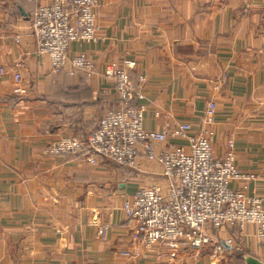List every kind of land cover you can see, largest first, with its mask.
<instances>
[{"label": "crops", "instance_id": "0c3cea01", "mask_svg": "<svg viewBox=\"0 0 264 264\" xmlns=\"http://www.w3.org/2000/svg\"><path fill=\"white\" fill-rule=\"evenodd\" d=\"M53 1L0 0V69L7 72L0 73V264H246L244 253L264 261L256 226L228 227L200 250L158 242L139 257L124 255L139 233L125 222L123 205L138 188L166 190L162 166L144 154L134 169L44 152L64 136L87 139L119 100L105 65L129 56L132 80L146 77L136 103L145 106L144 127L161 130L169 116L199 130L215 102L216 154L233 143L237 166L250 176L231 187L264 200V0H98L97 40L69 50L95 68L72 75L53 71L30 27L34 10ZM226 237L231 247L214 258L215 242Z\"/></svg>", "mask_w": 264, "mask_h": 264}, {"label": "built area", "instance_id": "2783aa9c", "mask_svg": "<svg viewBox=\"0 0 264 264\" xmlns=\"http://www.w3.org/2000/svg\"><path fill=\"white\" fill-rule=\"evenodd\" d=\"M97 6L98 0H54L32 13L30 27L37 51L50 57L54 72H93L95 64L90 58L84 53L71 57L69 50L73 42L97 40ZM135 66L136 61L129 56L108 62L103 75L119 93V108L101 116L87 139L64 136L50 142L44 152L79 155L91 163L107 157L134 169L144 154L162 166L167 189L159 185L138 188L123 205L125 222L139 233L137 246L132 252H122L124 255L139 257L143 248L158 242L174 250H200L212 242L210 230L225 225L254 224L264 238V200L231 187L234 180L250 178L236 164L233 143L223 156L216 154V103L207 104L199 118V130L190 122L169 116L161 130H147L145 106L134 103L135 98L145 97V77L140 76L138 82L131 78ZM0 73L7 74L3 68ZM12 78L19 84L23 75L15 71ZM17 92L25 94L27 90L18 86ZM100 233L106 234V226ZM223 242L232 244L231 239ZM223 242L214 245V258L225 253Z\"/></svg>", "mask_w": 264, "mask_h": 264}, {"label": "rangeland", "instance_id": "374dc122", "mask_svg": "<svg viewBox=\"0 0 264 264\" xmlns=\"http://www.w3.org/2000/svg\"><path fill=\"white\" fill-rule=\"evenodd\" d=\"M98 6H99V1H98ZM97 6V7H98ZM97 7H96V25H97ZM31 22V21H30ZM97 27V26H96ZM98 28V27H97ZM98 38V37H97ZM145 77V76H144ZM146 82V77H145V81H144V83ZM143 83V84H144ZM143 94H144V96H145V93H144V90H143ZM145 98V97H144ZM141 100H143V99H141ZM141 100H139V99H137V98H135L134 99V103H137L138 101H141ZM119 106H120V104L119 103H117V105L114 107V108H110V109H108L107 111H110V110H116V109H118L119 108ZM106 111V112H107ZM99 122V121H98ZM229 145H230V143H229ZM229 145H228V148H229ZM234 145V144H233ZM235 151V150H234ZM60 156H79V155H60ZM100 158H105V157H100ZM100 158H98V160L100 159ZM105 159H109V160H111V161H113L112 159H110V158H105ZM98 162V161H97ZM114 163H116L115 161H113ZM95 164V163H94ZM117 164V163H116ZM119 165V164H118ZM119 166H121V165H119ZM122 167H124V166H122ZM125 168H127V167H125ZM255 197H257V196H255ZM249 226H256V228H257V234H258V236L260 237V235H259V227L257 226V225H254V224H251V225H247V226H245V227H242V226H240L239 224H235V225H225V226H223L222 228H219V229H211L210 231H211V234H212V236L211 237H213L214 239H217V238H219V236H220V234H221V232H223L224 230H226V229H228V227H230V228H234L235 230H237V231H239L240 233H243L245 230H246V228H248ZM229 230V229H228ZM231 231V230H230ZM261 238V237H260ZM225 239H231L230 237H226ZM261 239H263L264 240V238H261ZM224 240V239H223ZM232 240V239H231ZM218 242H223V241H218ZM217 243V242H216ZM215 243V244H216ZM209 244H212V243H209ZM208 244V245H209ZM226 247V246H225ZM226 252V251H225ZM224 255V254H223ZM222 256V255H221Z\"/></svg>", "mask_w": 264, "mask_h": 264}, {"label": "water", "instance_id": "95a60500", "mask_svg": "<svg viewBox=\"0 0 264 264\" xmlns=\"http://www.w3.org/2000/svg\"><path fill=\"white\" fill-rule=\"evenodd\" d=\"M226 247H231V245H227L225 242H223ZM242 258L244 259L246 264H264V261L259 259L258 257L250 254V253H244L242 254Z\"/></svg>", "mask_w": 264, "mask_h": 264}, {"label": "trees", "instance_id": "16d2710c", "mask_svg": "<svg viewBox=\"0 0 264 264\" xmlns=\"http://www.w3.org/2000/svg\"><path fill=\"white\" fill-rule=\"evenodd\" d=\"M212 236V235H211ZM219 240H217V242H218ZM216 243V242H215Z\"/></svg>", "mask_w": 264, "mask_h": 264}]
</instances>
